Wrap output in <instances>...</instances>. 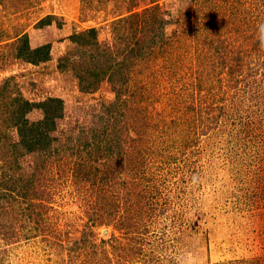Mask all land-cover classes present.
I'll use <instances>...</instances> for the list:
<instances>
[{
	"label": "rangeland",
	"instance_id": "1",
	"mask_svg": "<svg viewBox=\"0 0 264 264\" xmlns=\"http://www.w3.org/2000/svg\"><path fill=\"white\" fill-rule=\"evenodd\" d=\"M157 4L171 44L156 50L154 94L141 103L136 70L121 97L107 80L82 91V49L69 36L95 27L112 50L126 34L135 39L128 15ZM256 4L0 0V89L10 86L0 95V264H264L263 71L255 82L238 73L235 87L236 74L222 83L204 74L222 58L214 35L233 48L258 44L264 0ZM47 15L52 23L41 24ZM23 34L33 47L51 44V59L16 58ZM71 51L75 61L60 69ZM18 94L64 100L48 147L24 150L12 117Z\"/></svg>",
	"mask_w": 264,
	"mask_h": 264
},
{
	"label": "trees",
	"instance_id": "2",
	"mask_svg": "<svg viewBox=\"0 0 264 264\" xmlns=\"http://www.w3.org/2000/svg\"><path fill=\"white\" fill-rule=\"evenodd\" d=\"M261 1L263 0H254L257 6H259ZM126 20H128V22L123 25L126 28L129 26L133 28L132 24H136L137 26L134 28L135 30H133L135 36L133 42L126 39L131 37L133 33H131V35L126 34L121 37L122 41L115 44V48L110 50L111 47L109 46L101 47L99 45L97 29L95 27L88 28L81 32H74L69 36V39L78 46L77 49H82L80 54L83 58L81 62L75 60L70 61V56L74 53L71 51L63 56V58L59 59L58 67L61 69L70 66L72 61H75V65L80 64L82 68L80 74L77 75L79 87L82 91H96L99 87V83L103 82V80H107L111 83L119 97H121L123 92L126 93L131 90L129 88H131L133 84L130 83L129 73L132 70H136V74L142 77L138 80L139 88H137L141 93L140 100L142 99V103L145 93L154 94V91H151L149 87L153 88L154 86L153 84L156 80L154 76H160V72L154 70L155 67L160 68L156 63V50L163 47L166 48L167 45L171 43H169V39H166V31L164 28L165 15L159 4H157L154 9L128 15ZM52 21L53 16L47 15L40 20V23L51 24ZM205 29H207V26H204V30ZM136 30L141 31L142 34L139 35ZM212 31L214 35L216 30L213 26ZM239 31L241 34H244L241 29ZM206 32H209V26ZM257 32L258 31H256V33ZM247 35H244V38ZM255 37H258V34ZM213 39L216 40L214 51L222 58L218 64L214 63L209 71L204 72L205 75L211 77L215 76L216 82L219 80L222 83L225 81L223 74L229 73V77H233L236 74L233 85H228L232 87H235V83L238 85L240 82L239 78L241 76H239L238 73L243 75L244 79L250 77L253 79V82H255L257 78L256 74L262 68L263 76L260 78H264V48L260 47L261 42L258 38H256L258 44L251 46V49H248L245 45L233 48L232 44L217 38L215 35ZM251 39L254 38L251 36ZM17 40L18 42L16 43L15 49L16 58L35 65L51 59V44L45 43L33 47L29 42L27 34L19 36ZM252 42L254 44L255 41ZM259 54L261 55V59H254V56ZM256 60L258 61V66L253 63V61ZM104 61L106 64H103ZM9 87L8 81H6L0 89V95H5L7 90L10 89ZM136 93L138 92H133L134 95L132 94V96H135ZM10 94L11 93L8 94V97ZM12 102L13 107L16 108L14 110V116L12 115L14 118L13 124L16 126L17 132L21 137L20 141L24 150L27 152H35L36 150L48 147L52 140L50 135L51 131L55 130L57 120L64 115V100L58 96H49L41 101H30L21 94H18L12 96ZM34 108L41 109L43 117L36 122H29L27 114ZM141 109L143 110L142 105ZM143 115L145 116V113H143ZM32 183H34V181H32ZM29 193L30 191L25 192L24 197L31 198L32 196ZM109 212L110 211H108V213Z\"/></svg>",
	"mask_w": 264,
	"mask_h": 264
},
{
	"label": "clouds",
	"instance_id": "3",
	"mask_svg": "<svg viewBox=\"0 0 264 264\" xmlns=\"http://www.w3.org/2000/svg\"><path fill=\"white\" fill-rule=\"evenodd\" d=\"M259 39L261 42V47H264V25H260Z\"/></svg>",
	"mask_w": 264,
	"mask_h": 264
}]
</instances>
